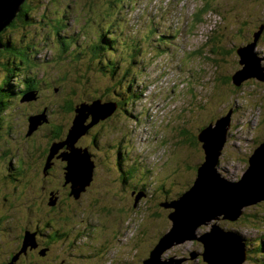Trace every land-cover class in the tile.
Wrapping results in <instances>:
<instances>
[{
  "label": "rangeland",
  "instance_id": "374dc122",
  "mask_svg": "<svg viewBox=\"0 0 264 264\" xmlns=\"http://www.w3.org/2000/svg\"><path fill=\"white\" fill-rule=\"evenodd\" d=\"M29 1L30 15L34 16L35 14L32 13L36 11L38 13L35 17L39 19L44 13L58 12L67 31L62 32L61 30L57 34L51 28L46 27V24L37 21L31 24H20L18 22V27L15 30L6 32V35H9V33L15 34L24 48L31 46L28 56L30 61L34 60L36 62L35 65L37 66H34L35 69L28 65L23 66V69H29V71L22 69L23 73L17 74V77L14 76L11 83H18L19 78L31 77V79L38 78L49 82V85L52 86L51 90L55 88V91L40 94L35 100L12 103L11 108L6 113L7 116L4 117L2 127L5 129L0 134L7 136L9 140L14 142H17L16 138L18 136L9 134L6 128L15 122V126L19 125L18 128L23 134L26 128L25 122H27L29 116H37L39 113L36 110L40 108H42L43 114L47 113V121L49 119V122H53L51 124L54 126H59L63 122L69 124L74 119L72 113L62 115L59 111H55L57 102L61 101L63 97L70 98L77 104L79 103L78 99L71 93L74 87L72 63L68 59H63L60 55L56 39L62 34L74 36L75 33L76 38L80 41L79 43H81V40L92 41L97 30V27L92 24V19L99 16V9H103L107 5V0ZM130 1V4H133V9L130 10V7L125 4L124 14H126V20L121 21L126 30L133 29L132 33L139 32L141 33L140 36L143 37L154 24H158V34L165 30H172V35L176 31L177 35L172 39L173 43L169 52H163L162 55L157 52L155 56L145 57L148 60L146 66L138 68V75L142 80L140 85L142 86L140 88L142 97L136 103V113H144L143 118L138 121L134 119L133 113L124 110H122L124 113H121L120 110H116L105 119L106 123L104 125L110 132H106V134L111 136H107L104 140L123 139L124 146L130 149L128 150L130 154L125 156L126 159H129L131 164L139 159L140 164L136 165V171L140 170V172L138 171L132 175L133 177H129L132 179H128L129 183L124 184L122 176L126 174L127 169L126 165H124L125 168L123 167V163L126 159L122 157L121 161L118 160L115 151L109 152L108 149L101 153V159H98L100 166L95 167L92 187L89 186L85 191H82V196L79 197L80 205L75 206L78 209L76 215L79 219L84 216L86 218L81 226L83 232L92 234L94 232L97 235L101 232L108 236V231L115 230L119 233L120 242H118V245L112 242L103 245V252L98 255H95L96 248L93 249L81 244V248L74 250V252L77 251L76 253L84 256V264H132V261H136V263L141 261L140 264H143L145 260L150 259V251L159 243L156 238L171 231L173 225L168 217L170 213L175 211V208H168L171 212L163 211L164 216L161 220H149L148 210L159 206L152 198L150 200H148L149 198H142V201L136 203L138 208H135V199L130 195V192L125 190L127 187L124 186L142 185L147 186L148 189L150 188L149 190H153L152 185H154L155 180L153 175L156 172L157 183L167 185V188H171V193L176 191L184 193L188 190L187 186L182 189L178 188L177 183L182 180V182L188 184L195 181L196 175L194 171H188L181 161L188 159L191 165H203V162L206 161L202 147L204 143L196 139L198 153L188 147L184 150V146L179 149L183 151L177 150L176 152L177 145L174 136L178 129L182 128L190 131L193 128L192 126L203 129L206 122L215 123L218 118L227 114V109L230 110V108L235 107V115L228 128L230 138L225 142L222 152L218 153L220 169L225 177L230 180H238L242 176L249 165L247 158L259 146L258 142L264 140V81L249 77L243 81L237 95H235V89H237L235 86L229 87V93L222 95V97L215 95L211 89L215 82L214 75L217 72H222L224 76L228 75L227 77H229L244 68L240 63L242 56L236 53V48L242 50L254 43V40L242 42L241 39L248 30L252 29V26H249L251 20L254 19L252 16L264 12V0H259L260 3L256 5H252V0H242L244 4L239 5V0H217L212 3H210V0ZM234 6H238V8L232 9ZM53 18L52 15L46 23L51 22ZM218 33L223 34L218 42L227 44L228 48L231 49L230 53L212 49L216 45L213 38ZM21 34L25 36L21 37ZM234 34H237L236 37ZM150 47L151 45L147 44L143 45L142 49L147 51ZM119 49H123L121 44ZM251 56L252 60L255 61L254 64L264 76V42L255 47ZM59 57L61 58L59 59ZM0 59L2 60V58ZM35 59L38 61H35ZM44 60H48L51 66H40L39 61ZM59 68L68 75L67 81L63 82L58 78L61 77L56 73ZM2 76H4V72L1 71L0 83L4 81ZM91 76L92 72L84 77L98 82L97 78H91ZM197 83H200V85H197ZM67 84L69 85L67 86ZM18 87H16L17 91L22 87V84ZM189 88L192 89L193 93L189 92ZM67 89L71 94L70 97L64 92ZM66 98H64L63 103ZM106 99L109 101L110 98L107 97ZM103 102L104 104L108 103L105 100ZM122 114L124 117H122ZM51 117L53 121L50 120ZM89 118L92 120L91 116L86 117L84 129H90L97 124L93 122L87 124ZM32 123L33 121L30 124ZM36 128L34 130H37ZM113 129L116 131L114 132ZM48 130L52 133L53 129H40L37 133L39 137L35 139L44 138ZM196 133L198 134L199 130ZM84 135L80 139L85 137ZM0 147L4 150L3 144H0ZM8 150L10 153L8 152L5 156L0 154V216L10 214V219L13 215L12 218H15V220L12 219L9 220L10 222L5 223L4 221L0 222H3L0 224V242L10 240L6 235L10 236L12 234L14 236V232L8 234L1 230V226H6L8 223L11 229H15L17 217L20 216V214H17L18 211L15 210L16 207H10L2 201L4 195H11V193L4 194V189L7 186L3 184L4 175L8 173L7 165L9 161L6 158L11 156V150ZM133 158L137 159L134 160ZM121 168L123 169L121 170ZM180 169L186 171L183 172ZM54 182L56 184L57 181ZM21 185L23 186V184ZM84 185L86 186V184ZM48 186L49 184H45V189ZM31 187V182H29L25 189ZM37 191L39 195L43 193L40 190ZM176 196H171L170 199ZM52 198L56 199L55 195ZM79 198L76 200H79ZM25 203L23 202V205L20 204L19 206L25 207ZM103 203L113 207L120 205L119 208L125 212L122 214L119 210L116 211L113 208L112 210L116 211L118 216L122 215L120 222L115 224L117 218L112 215L111 220L105 223V228L101 231L98 227L102 223L98 220H106L107 218V213L99 211L100 208H103L101 206ZM69 207L66 206V208ZM242 209L243 211L249 209L251 216L255 215L254 212L261 215L264 213V200L256 204L243 206ZM213 224H220L223 229L233 228L243 234L247 238L246 240L252 238L258 240V238L264 236V220L260 223V231L249 229L246 225L242 226L236 222H228L227 219L223 221L222 217L218 220L214 219ZM212 228L211 223H202L196 227V232L204 235L210 232ZM194 237L181 241L179 245L173 246V243L165 248L155 259V264L159 261V257L163 258L162 260H173V264H207L203 258V243L200 240H195ZM85 240L87 239H83V242ZM94 244L98 245L96 240H94ZM0 251L4 252L5 249ZM191 251H194L196 255H191ZM123 258L126 260H122ZM242 264L254 263L249 258Z\"/></svg>",
  "mask_w": 264,
  "mask_h": 264
},
{
  "label": "trees",
  "instance_id": "16d2710c",
  "mask_svg": "<svg viewBox=\"0 0 264 264\" xmlns=\"http://www.w3.org/2000/svg\"><path fill=\"white\" fill-rule=\"evenodd\" d=\"M118 1L107 0V5L103 9H99V16L92 19V24L97 27V30L94 33L95 38L92 39V41L89 42L87 40H81V43H79L80 41L76 38L75 33L74 36L70 34H62L56 39L59 50L58 52L60 55H62L63 59H68L72 63L71 66L72 70L74 71V87L72 88L71 93L75 98L78 99L79 103L77 104L70 98L63 97L61 101L57 102V108L55 111H59L62 115H69L72 113L74 115V119H72L71 123L69 122V124H67L66 122H63L62 124L60 123L59 126H54L51 124L53 122H49L48 119V121L42 122L40 124L41 126L39 125L36 128L37 130H33L31 128V120L29 116L27 122L24 124L26 128L24 129L23 134H21L20 129L18 128L19 125H17V127L15 126V122L6 128L9 134L18 136L16 138L17 142L9 140L7 136L0 134V140H2L0 141V144H3L4 146V150L2 147H0V154L6 155L9 152L8 149L11 150V156L6 158V160L9 161L7 165L8 173L6 172L7 175H4L3 181L5 182L7 189H11L12 191L9 192L11 195H4L2 201L4 204L9 205L10 207H16L15 210L18 211L17 214H20V216L17 217V225L15 229H11L7 223L6 226H1V230L8 234H10L9 232L21 234L19 243L17 245L18 249L21 250L19 258L20 264H30L34 258L33 254L27 251L31 246L27 244L28 233L36 234L43 244L54 242L53 240H48V238L46 240L45 230L44 228H40L38 218L44 217L48 226L59 224L62 227L73 224L74 221L79 219L76 215V211L78 209L75 206L80 205L79 201L81 197L79 200H76L78 198L75 197L73 193L71 186L72 183L68 182L66 177V167L68 166V162L64 161L60 156L62 152L67 150V146L64 145L54 156V158L51 161H48L53 145L66 140L70 129L73 126V122L75 121L77 113L76 108L80 107L82 104L93 105L94 102L98 100L104 103L103 101L105 100L108 103L114 104L116 106V110H120L121 113H124V111L133 113L135 120H141L144 113H136V103L139 102L142 97V91L140 89L142 87L140 86L142 80L138 75V68L146 66L148 60L145 57L155 56L157 52H159L160 55H162L163 52H169L170 46L173 43L172 39L177 35V31L172 35V30H165L164 32L157 35L158 24H154L151 30L143 37L140 36L141 33L139 32L132 33L133 29L126 30V28L123 27V23L121 22L122 20H126V14H124L126 9L125 4L130 7V10L133 9V4H130V0ZM215 1L217 0H210V3ZM252 1V5L260 3L259 0ZM29 2V0H26L22 4L21 11L19 12L18 16L8 23L2 31H0V42L4 46V48L0 49V58H2V60L0 59V73L1 71L4 72V76H2L4 81L0 83V133L5 129L2 126L4 124V117L7 116L6 113L8 109L11 108L12 103L22 102L21 99L26 92L32 91L36 93L35 95L38 97L40 94L55 91V88L51 90L52 86L49 85V82L38 78L31 79V77H28L24 78L23 81H21L22 79L19 78L17 80L18 83H11V80L14 76L17 77V74L20 75V73H23V66L25 67V65H28L32 69H35L34 66H36V62H34V60L30 61L28 56L31 46L24 48L20 44L21 42L19 38L15 36V34L9 33V35H6V32L15 30V28L18 27V22L20 24H31L36 23L37 21L46 24V27L51 28L57 34L61 30L62 32L67 31V28L65 29L66 26L63 25L58 12L44 13L41 17H39V19L38 17H35L36 13H38L36 11L32 13L35 14L34 16L30 15ZM239 4H244V2L239 0L238 5ZM237 8L238 6H234L232 9ZM258 14H254L252 16L254 19L251 20L249 25L252 26V29L248 30L241 39L242 42L256 40V47L260 43L264 42V12H262V14L260 13L259 17ZM52 15L54 18L47 24V19L52 17ZM256 34H260L258 35V39L256 38ZM234 35L236 37L237 34ZM20 36L24 37L25 35L21 34ZM222 36V33H218L213 38L216 41V45L213 46L212 49L223 50L226 53H230L231 49L228 48L227 44L224 42H218L219 38ZM120 44L123 46V49H119ZM147 44L151 45V49L148 48L146 51L142 49V46ZM237 49L238 48H236V53H238ZM60 58L61 57H59V59ZM35 61L38 60L35 59ZM39 65H49V67L51 66L48 60L39 61ZM23 70L29 71V69ZM87 70L88 73L92 72L91 78H97L98 82L84 77L88 75ZM56 73L58 76L61 75V77H58L60 80H63V82L67 81L68 75L62 71L61 68H59L58 72ZM217 73L214 75L215 82L211 87L213 93L222 97V95L229 93V87L235 86L237 88L235 89V95H237V91L240 90L241 85L236 86L233 80V75L227 77L228 75L224 76L222 72ZM82 74L83 76H81ZM19 84H22V88L26 89H18L17 91L16 87L18 88V86H20ZM68 85L69 84H67V86ZM197 85H200V83H197ZM189 90L190 93H193L191 88H189ZM64 92L70 97L71 94H69L68 89ZM107 97L110 98L109 101L106 99ZM64 98L66 99L63 103ZM232 108L235 110V107ZM41 109L42 108L36 110V112L39 113L38 115L43 113ZM226 111V113L229 112L228 109ZM122 117H124L123 114ZM50 120L53 121V118L51 117ZM104 121L92 126L86 132L88 136L86 135L85 137H82L76 144L77 148L88 150L92 160L95 162V166L97 167L100 166L98 159H101V153L107 149L109 152L115 151V156L117 155L118 160L120 161L122 157L126 159L125 156L130 154V151H128L130 149H128L127 146H124L123 139L120 138L119 140L115 141L104 140V138L107 136H111L106 134V132H110L106 128V125H104L106 120ZM90 122H92V120L89 118L87 124ZM209 125L210 122H206L203 129ZM192 127L193 128L190 131L181 128L175 133L174 140L177 145L175 150L176 152L177 150L183 151L179 149L184 146V150L186 147H188L189 149L191 148V150H194L198 153V149L196 148V139L200 141L199 135L202 131V128H198L197 126ZM44 128L50 130L52 128V133L48 130L46 136L44 137L45 139L42 137L35 139L36 137H39L37 134L38 131ZM198 130L199 133L197 134L196 131ZM113 131L115 132L116 130L113 129ZM263 143L264 140L259 141L258 145L260 146ZM133 159L135 160L137 158ZM247 159L249 162V157ZM181 163L185 165L188 171H194L197 178L198 169L201 167V165H191L188 162V159L181 161ZM139 164V159L134 161L132 164L129 159L124 161L123 167L126 165L125 167L127 169L125 171L126 174L122 176L124 178V184L129 183L128 179H132L129 177H133L132 175L136 174L138 171L140 172V170L136 171V165ZM4 167L6 168V166ZM117 169H119V167H117ZM122 169L123 168H121V170ZM218 169L220 171L219 165L217 166V170ZM180 170L183 171V169ZM118 171H120V169ZM185 171L186 170L183 172ZM153 176L155 177L154 185H152L153 190H149L150 188L148 189L147 186L142 185L135 187L125 185L124 187H127L125 190L130 192L132 197L137 195L139 192H145L146 194L150 195L149 197L152 198V200H154L159 207L150 208L148 210V219L161 220L164 216L163 211L171 212L170 209L162 206V204L170 202L169 200L171 196H180L183 194V192L176 191L175 193H171V188H167V185H159L157 183L156 172ZM55 180L57 181L56 184L54 182ZM29 182H31L32 187L25 189V186L29 184ZM21 184H25L24 188ZM45 184H49L47 189L44 187ZM92 184L93 183H91L90 187H92ZM194 184L195 181H191L186 184L181 180V182L177 183V186L181 189L187 186V189L191 190ZM35 189L40 190L43 193L39 195L37 194L38 191ZM53 195H55L56 199L52 198ZM80 196H82V193ZM178 197L174 199H177ZM74 201L77 204H75ZM23 202H26L25 207L19 206L20 204L23 205ZM66 206L70 207L66 208ZM101 206L103 208H100L101 210L99 211L102 213H107L106 220H98V222L102 223L98 228L103 231L106 225L105 223L111 220L110 217L112 215L116 218L122 217V215L118 216L116 211L119 210L122 214L125 211L119 208V206L113 207L104 203L101 204ZM113 208H115V212L112 210ZM254 213L255 215L251 216L248 209L247 211H244V213L241 214V216L235 221H227L231 223L236 222L242 226L246 225L249 229L260 231V223L264 220V213L261 215L256 212ZM9 215L10 214H8L5 218L10 219ZM12 217L13 215H11L10 220H15V218ZM230 229L234 230L233 228ZM234 231L238 232L237 230ZM99 235L102 236V238H100L102 246L106 245L107 241L103 234L100 232ZM108 235L116 237L118 236V231H108ZM238 235L242 236L243 238V243L247 252V258H251V261L254 264H264V236H261V238H258V240L255 238L246 240L247 238L241 235V233ZM161 236H163V234ZM159 238H156L157 242H159ZM8 249L9 248H5V251L7 252ZM84 259L85 258H82V260Z\"/></svg>",
  "mask_w": 264,
  "mask_h": 264
},
{
  "label": "water",
  "instance_id": "95a60500",
  "mask_svg": "<svg viewBox=\"0 0 264 264\" xmlns=\"http://www.w3.org/2000/svg\"><path fill=\"white\" fill-rule=\"evenodd\" d=\"M26 0H0V31L10 23L21 11V6ZM256 34V38L258 39ZM256 47V40L252 45L238 50L242 56L240 63L244 66L233 75L236 86H240L249 77H255L264 81V76L254 64L251 53ZM4 48L0 42V49ZM258 66V64H257ZM259 67V66H258ZM34 98L31 93L24 95L23 99L30 101ZM116 111L112 103H102L100 100L93 105L82 104L76 108L77 115L72 129L61 143H55L52 147L49 160L59 152L64 145L67 150L60 156L68 162L67 180L72 183L75 197L79 198L82 191L88 188L95 173V162L87 149L77 148L76 144L81 137L78 129L84 125L86 117H92L93 123L105 120ZM234 109L231 108L227 114L218 118L215 123L202 129L199 139L203 142L205 162L198 169V176L191 190L181 194L177 199L162 204L166 208L173 207L175 211L170 213L172 229L169 233L159 238V243L151 251L150 259L143 264H155L159 253L175 242L195 236V240L203 243V258L207 264H242L247 260V252L242 237L231 229H223L220 224H213L210 232L200 235L196 227L209 219L214 220L217 215L224 216V220L235 221L244 213L242 207L256 204L264 200V143L255 149L249 157L248 168L244 171L238 181L225 177L222 171L217 170L220 165L218 153L222 152L228 136V128L231 125V116ZM38 116V117H37ZM30 117L31 128L34 130L42 120L47 121L46 114ZM215 124V126H214ZM86 130V128H85ZM86 184V186L84 185ZM141 195L137 196L139 200ZM259 201V202H258ZM194 234V235H193ZM27 234V244H33V238ZM191 255H196L194 251ZM161 258L156 264H160ZM168 264H173V260Z\"/></svg>",
  "mask_w": 264,
  "mask_h": 264
},
{
  "label": "flooded vegetation",
  "instance_id": "af4514ba",
  "mask_svg": "<svg viewBox=\"0 0 264 264\" xmlns=\"http://www.w3.org/2000/svg\"><path fill=\"white\" fill-rule=\"evenodd\" d=\"M234 115L235 112L233 114V117ZM86 135L88 136V134ZM6 216V214H2V216H0V222H9L10 219L5 218ZM120 218L121 217L115 220V224L120 222ZM85 219V217H81L77 221H74L73 224L62 227L59 224L48 226L44 217L38 218L40 228H44L45 230L46 240L48 238V240H53L54 242L43 244L36 234L28 233L29 236L33 238V244H31L30 248H28L27 250L28 252H31L34 257L33 261L30 262V264H84L82 262V258H84V256L76 253L77 251L74 252V250L81 248V244L87 247H92L93 249L96 248L98 252L96 251L97 253H95V255L102 254L104 249V246H102V243L100 241V238H102V236L97 235V233L94 232L93 234L89 232H83V230L81 229V226L85 222ZM103 236L106 239L107 244L112 242L118 245V242H120L118 236H107V234H103ZM20 237L21 234H17L16 232H14V236L12 234L8 236L10 240L0 242V250L9 248L7 252L0 251L1 264H20L19 258L21 250H19L17 247ZM83 239L87 240L83 242ZM94 240H96L98 245L94 244ZM126 259L123 258L122 260ZM140 262L141 261H139V263H136V261H132L131 263L140 264Z\"/></svg>",
  "mask_w": 264,
  "mask_h": 264
},
{
  "label": "bare ground",
  "instance_id": "6f19581e",
  "mask_svg": "<svg viewBox=\"0 0 264 264\" xmlns=\"http://www.w3.org/2000/svg\"><path fill=\"white\" fill-rule=\"evenodd\" d=\"M76 115H77V113H76ZM86 120H87V119H86ZM86 120L84 121V125H83V126L80 125V127H79V129H78V134L81 133L82 135H84V134L88 131L89 128H88V129L86 128L87 130L84 129V127H85V125H86V124H85ZM84 130H85V132H84ZM82 135H81V136H82ZM220 217H222L223 219H225L224 216H222V215H217V216L214 217V219H215V220H218ZM208 223H211V225H213V220H212V219H209L207 222H205V224H208ZM179 243H180V242H175V243L173 244V246H174V245H179ZM173 246H172V247H173ZM172 247H171V248H172ZM162 259H163V258H161L160 264H168V263H169V261H167V260H162Z\"/></svg>",
  "mask_w": 264,
  "mask_h": 264
}]
</instances>
